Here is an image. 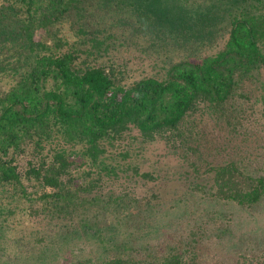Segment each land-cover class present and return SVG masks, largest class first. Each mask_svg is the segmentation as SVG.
Segmentation results:
<instances>
[{
    "label": "trees",
    "instance_id": "16d2710c",
    "mask_svg": "<svg viewBox=\"0 0 264 264\" xmlns=\"http://www.w3.org/2000/svg\"><path fill=\"white\" fill-rule=\"evenodd\" d=\"M263 203L264 0H0V264H206Z\"/></svg>",
    "mask_w": 264,
    "mask_h": 264
},
{
    "label": "rangeland",
    "instance_id": "374dc122",
    "mask_svg": "<svg viewBox=\"0 0 264 264\" xmlns=\"http://www.w3.org/2000/svg\"><path fill=\"white\" fill-rule=\"evenodd\" d=\"M133 25L135 26L136 19L135 17L131 19ZM134 21V22H133ZM142 25V23H140ZM43 35L41 31L37 32L35 35V39L38 40ZM69 38H72L71 34H68ZM134 50L128 51V54H125V56H128L131 58L132 55L138 54L133 53ZM119 57V56H118ZM150 64L151 62H147ZM143 66L139 65L136 68H142ZM145 67V65H144ZM135 69V66L132 68ZM141 70V69H140ZM148 70V69H147ZM134 71V70H133ZM142 72V71H141ZM138 75V73L136 74ZM216 136V135H215ZM214 135L212 137H215ZM147 155L146 159L148 163H151L154 159H160V157L165 154V150L162 147V145H154L147 149ZM264 205V203H263ZM217 209V208H216ZM214 209V210H216ZM223 217L226 216L225 219L228 220L229 216L233 215L234 219H237L239 217H246L245 214L241 215L242 213L238 212L237 208H227L224 209L221 207L219 209ZM262 212V211H261ZM260 213V212H259ZM257 217V222L249 223V225L244 226L242 229V232L244 235H255L257 230H263L264 228V215L262 213L259 214ZM221 222V220L218 221V224ZM216 226H219L216 224ZM193 228V227H192ZM199 229V228H198ZM198 231V230H197ZM199 232V231H198ZM217 234V233H216ZM203 235L200 236V240L197 247V250L200 254L205 255L206 264H264V240H261L260 238L257 240L254 239L255 236H252V243L253 241L257 243V249L252 247H246L248 242L244 243V247H241V250L239 247L233 246V243H227L225 240L219 242L215 238V234L213 233V230H209V228L203 229ZM248 235V237H250ZM258 235V234H257ZM19 236V235H17ZM206 236V237H205ZM203 238V239H202ZM254 244V243H253ZM259 247V248H258ZM199 254V255H200Z\"/></svg>",
    "mask_w": 264,
    "mask_h": 264
}]
</instances>
